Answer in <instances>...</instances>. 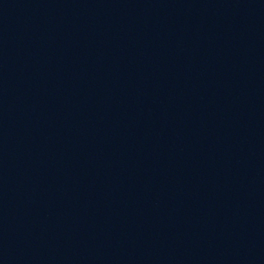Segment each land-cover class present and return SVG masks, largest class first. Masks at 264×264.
Segmentation results:
<instances>
[{
	"label": "water",
	"instance_id": "1",
	"mask_svg": "<svg viewBox=\"0 0 264 264\" xmlns=\"http://www.w3.org/2000/svg\"><path fill=\"white\" fill-rule=\"evenodd\" d=\"M264 0H0V264H232Z\"/></svg>",
	"mask_w": 264,
	"mask_h": 264
}]
</instances>
